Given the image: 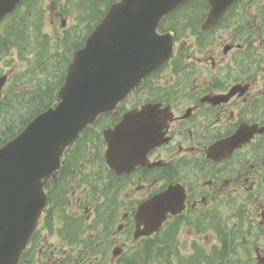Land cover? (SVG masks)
Listing matches in <instances>:
<instances>
[{
    "label": "flooded vegetation",
    "instance_id": "flooded-vegetation-1",
    "mask_svg": "<svg viewBox=\"0 0 264 264\" xmlns=\"http://www.w3.org/2000/svg\"><path fill=\"white\" fill-rule=\"evenodd\" d=\"M261 4L235 1L205 31L197 29L202 22L191 23L186 34L203 57L173 62L183 54V48L177 49L182 41L175 37L172 59L146 77L116 111L100 116L78 137L63 158L58 179L46 188L47 206L22 257L25 264H103L109 256L116 264L129 242L144 252L154 240L160 250L181 235L193 245L191 264L205 257L195 244L209 238L214 242L207 250L218 251L219 264H264ZM9 21L15 23V10L1 20L0 36ZM218 28L223 43L216 62L212 48H205L217 41L212 33ZM166 67L180 76L158 85L164 78L157 75ZM198 69L206 73L198 74ZM147 107L153 144L136 155L135 164L125 165L126 170L111 168L104 132ZM167 191L183 200L182 209L167 214L150 238L135 239L136 230L143 229L136 221L138 209Z\"/></svg>",
    "mask_w": 264,
    "mask_h": 264
},
{
    "label": "water",
    "instance_id": "water-1",
    "mask_svg": "<svg viewBox=\"0 0 264 264\" xmlns=\"http://www.w3.org/2000/svg\"><path fill=\"white\" fill-rule=\"evenodd\" d=\"M19 1L0 0V19ZM188 1L113 3L84 47L74 53L56 97L58 104L0 147V264H21L20 256L46 204L44 187L56 179L61 158L79 134L99 115L115 110L144 77L169 59L172 37L158 35L156 30L164 17ZM206 1L210 10L203 30L213 26L235 0ZM6 78L0 77V101ZM150 114L147 107L104 132L106 162L111 168L126 170L125 165L137 162L141 150L153 144L146 122ZM182 201L167 191L143 204L136 220L144 229L136 230L135 239L157 232L167 213L181 210Z\"/></svg>",
    "mask_w": 264,
    "mask_h": 264
},
{
    "label": "trees",
    "instance_id": "trees-1",
    "mask_svg": "<svg viewBox=\"0 0 264 264\" xmlns=\"http://www.w3.org/2000/svg\"><path fill=\"white\" fill-rule=\"evenodd\" d=\"M35 1L38 0H25L24 6L18 11L17 33L14 35L11 33L12 23H10L7 30L8 33L0 36V62L2 57H6L5 59L10 63L9 59H13L12 54L15 51L18 59L22 61L24 58L32 70H44L43 85H38L35 88L29 82V86L24 91L17 93L14 102L12 99L3 98L0 105V120L3 121L0 123V146L19 133L37 114L54 105L56 92L62 84L65 68L70 61V54L81 44L79 40L75 44L72 43V46L66 44L67 47L63 53L57 51L58 45L46 47L47 35H42V29H40L43 28L44 9L42 6H38ZM65 1H68L72 11L77 13L79 20L87 24V26L90 23L93 26L102 17L106 7L116 0ZM205 11V2L203 0H195L173 13L168 27L175 31L190 28L189 23L195 21L200 24L204 18ZM33 38L40 40L37 49L38 57L31 53L30 41ZM62 45H65V43L59 44V46ZM43 54L51 56L48 66ZM23 70L24 74L21 78L24 79L28 68H23ZM22 93L24 95H20ZM145 253L147 256H153L154 258L159 255L157 243L154 240L147 242ZM198 264H219V262L218 258L207 257L205 261H200Z\"/></svg>",
    "mask_w": 264,
    "mask_h": 264
},
{
    "label": "rangeland",
    "instance_id": "rangeland-1",
    "mask_svg": "<svg viewBox=\"0 0 264 264\" xmlns=\"http://www.w3.org/2000/svg\"><path fill=\"white\" fill-rule=\"evenodd\" d=\"M242 1H248V0H242ZM250 1V0H249ZM255 1H264V0H255ZM37 2L38 6H42L43 8H45L44 11V20H43V28L42 29V35H47V45L46 47H54L56 45H58L57 47V51H59V53H63L65 48L67 47L66 44L59 46V44L62 43H67L68 41H65L64 39L65 37V32L64 29H70L72 27L75 26V13L71 10V7L68 8V13L66 14V16L64 15V18H59L57 17V7H60V5L62 7H65L67 2L65 0H38L35 1V3ZM35 5V4H34ZM250 6L256 7L254 6L255 4H248ZM247 5V6H248ZM246 6V7H247ZM67 7V6H66ZM259 12H263L264 13V3L259 5L258 8ZM64 20V23H62V21ZM248 21H251V18H249ZM53 23V24H52ZM76 30L78 32H81L83 30H85L87 28V24L83 23L81 20L77 23L76 25ZM219 30L215 29V33H212V35L215 37V39H217V41H215L213 47H209V48H205L207 49V51H209V49H211V51L214 52V56L213 59L216 61H219V57L220 54L222 53L221 48H222V41H223V37L221 34L217 33ZM187 31H191V30H185L183 33L187 32ZM186 34V33H185ZM185 34H182V32L179 31V41H182V43L177 45V49L178 48H183L184 47V52L182 54V59H180V62H182L183 60L185 61V63H190L191 61H195L197 59H201L203 57V53H198V48L196 46L190 45L187 46V44H191L193 41V37L191 36H183ZM39 38V37H38ZM40 39V38H39ZM40 40H36V39H32L30 41L31 44V48H32V52L36 57H38L39 55L37 54V49H38V42ZM45 47V48H46ZM188 47L189 50L185 51V48ZM204 49V50H205ZM72 54V53H71ZM70 54V55H71ZM13 59H9L10 63L7 62V60L5 59L6 57H2V61L0 62V72L4 73L8 70H10V68H13L14 70V76L13 78L11 77L10 80L7 83V86L4 89L3 92V96L7 99H12L13 102L15 101L16 95L17 93H21V91H24L26 89L27 86H29L28 84H30L29 82H31V86H34L35 88H37L38 85H43V79H44V70L41 69H36V70H32L28 63L26 62V60L23 58V60L21 61L20 59H18L16 52L14 51L13 54ZM28 56V55H27ZM26 56V57H27ZM45 61L47 63V66L49 65V60L51 56H46L44 55ZM191 57V60L189 61L187 59V57ZM25 57V58H26ZM217 62V61H216ZM28 68V72L26 73V78H22V80H20L18 82V84H16L15 80H18L19 78L22 77V75L24 74V70L23 68ZM204 69H198V74L200 73H206V71ZM175 72V73H174ZM180 72L177 70H175L173 67L169 70V67H166V69H164L162 71V74L159 76L157 75V77L159 78H164L162 81H160V83L158 85H162L163 81L165 79L172 77H177L180 75ZM14 79V80H13ZM20 95H24L23 93ZM3 121L0 120V123H2ZM0 133H1V127H0ZM212 242H214V240L212 241L211 238H209L208 242H201L198 244H195V247H199V246H203L206 248V251L209 250V248H211L212 246ZM211 246V247H210ZM114 246H112L113 248ZM139 244H132L131 242H129L127 244V246H125V248H127V252L126 254L120 259V261H118L116 264H129V256L130 254L134 251L133 249H140ZM192 248L193 245L190 244V241H186L185 235H181L179 236V238L177 239V252L180 256L179 259H182L184 261H186V259L190 256H192ZM208 249V250H207ZM132 250V252H131ZM111 255V253H110ZM170 256L172 257L173 255L170 254ZM165 256H160V260H155V258L153 256H148L147 259L143 258V260H140L138 258L132 259L134 261V264H167V263H162L161 259H164ZM145 260H147L148 262H145ZM178 258H175L172 263L170 264H178ZM46 264H50L49 262L46 261ZM104 264H113L111 262V258L110 256L107 258V260L104 262Z\"/></svg>",
    "mask_w": 264,
    "mask_h": 264
}]
</instances>
